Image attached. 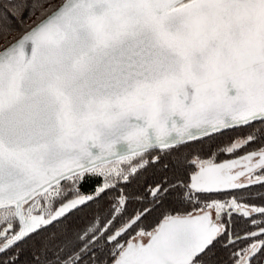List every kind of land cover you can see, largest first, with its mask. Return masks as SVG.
Masks as SVG:
<instances>
[{"label": "snow or ice", "instance_id": "snow-or-ice-1", "mask_svg": "<svg viewBox=\"0 0 264 264\" xmlns=\"http://www.w3.org/2000/svg\"><path fill=\"white\" fill-rule=\"evenodd\" d=\"M237 129L247 131L206 156L194 149ZM180 148H193L174 161L186 178L150 187L152 207L126 217L121 188L103 222L67 223L151 153L158 163ZM254 184L264 186V0H0V264H17L8 253L34 237L31 264H220L223 238L230 264H264V206L244 203ZM169 194L181 208L141 227ZM233 216L256 230L234 233Z\"/></svg>", "mask_w": 264, "mask_h": 264}, {"label": "trees", "instance_id": "trees-1", "mask_svg": "<svg viewBox=\"0 0 264 264\" xmlns=\"http://www.w3.org/2000/svg\"><path fill=\"white\" fill-rule=\"evenodd\" d=\"M34 18L35 17H33V19ZM27 23L31 24L32 20H27ZM246 131L247 130L240 129L228 131L223 136L205 139L202 143L194 145V149L200 151L202 155L206 156L210 151H215L218 145H223L227 142L229 138L237 135H244ZM256 147H258V144H251L247 149H244L241 152L248 151ZM192 150L193 148H180L178 151L172 152L170 155L160 154L161 159L158 163H151L152 156L158 154L155 152L151 153L147 157L150 163L141 169L139 173L130 180V182L121 183L117 189L106 192L98 200L89 202L86 206L80 207L79 210H74L68 217L67 223L73 229L78 230L85 228L90 222L95 221L97 217H100L101 222H103L104 218L108 214L112 198L119 194V189L121 188L128 196L131 197L126 206V217L132 216L137 210H141L144 207H152V205L148 203L151 200V196L148 194V189L164 178L171 179L175 175H181L186 178L185 173L189 170L184 169L181 172H177L174 167V161L178 155L187 154ZM229 157L230 156L220 154L217 157V162ZM164 165H168V167L165 168ZM101 183L102 178L97 177L90 179L87 183L80 186V191L83 193H91L95 190V187ZM246 194H248L250 198L246 199L244 203L249 205L264 206V186L260 184L250 186L246 190ZM212 198L225 199L227 198V194H212ZM177 199L178 198L174 194L167 195L163 199L162 203L154 207L152 212L143 218L141 227L146 230H150L151 227L158 222L162 212L174 208H181V205L177 203ZM183 207L190 208L191 206L185 204ZM258 219H262V217L258 216ZM232 220L234 233H247L255 228V226L250 229L247 228L252 226L251 221L248 218L233 216ZM116 224L118 226L119 221H117ZM35 239L36 238L34 237L32 240L19 244L18 248H14L8 253V255L16 256L17 264H31L33 260ZM224 243H226V238H223L221 242L216 245V256L220 264H230L229 255L233 249L231 247H223L222 245Z\"/></svg>", "mask_w": 264, "mask_h": 264}, {"label": "flooded vegetation", "instance_id": "flooded-vegetation-1", "mask_svg": "<svg viewBox=\"0 0 264 264\" xmlns=\"http://www.w3.org/2000/svg\"><path fill=\"white\" fill-rule=\"evenodd\" d=\"M240 154H243V152L238 153V155H240ZM231 158H233V157H229V158H227V159H231ZM224 160H225V159H224ZM221 161H223V160H221ZM218 162H220V161H218ZM255 185H257V184H255ZM251 186H253V185H251ZM254 218L258 219V216H255ZM252 227H253V225H252L251 227H247V228L250 229V228H252ZM254 230H256V228H254V229L251 230V231H254ZM232 231H233V223H232ZM244 234H245V232H244V233H241L240 236H243ZM241 246H242V244H241Z\"/></svg>", "mask_w": 264, "mask_h": 264}, {"label": "water", "instance_id": "water-1", "mask_svg": "<svg viewBox=\"0 0 264 264\" xmlns=\"http://www.w3.org/2000/svg\"><path fill=\"white\" fill-rule=\"evenodd\" d=\"M255 185V184H254Z\"/></svg>", "mask_w": 264, "mask_h": 264}]
</instances>
